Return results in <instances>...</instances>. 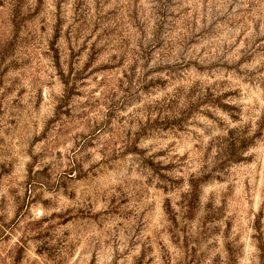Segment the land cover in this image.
Here are the masks:
<instances>
[{
	"label": "rangeland",
	"instance_id": "1",
	"mask_svg": "<svg viewBox=\"0 0 264 264\" xmlns=\"http://www.w3.org/2000/svg\"><path fill=\"white\" fill-rule=\"evenodd\" d=\"M0 264H264V0H0Z\"/></svg>",
	"mask_w": 264,
	"mask_h": 264
}]
</instances>
